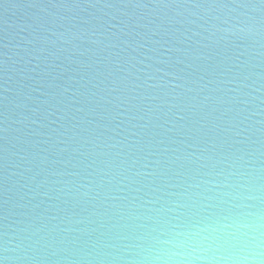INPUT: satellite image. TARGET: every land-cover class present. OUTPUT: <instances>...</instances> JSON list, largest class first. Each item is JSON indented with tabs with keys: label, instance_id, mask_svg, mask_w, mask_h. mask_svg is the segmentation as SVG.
Segmentation results:
<instances>
[{
	"label": "water",
	"instance_id": "water-1",
	"mask_svg": "<svg viewBox=\"0 0 264 264\" xmlns=\"http://www.w3.org/2000/svg\"><path fill=\"white\" fill-rule=\"evenodd\" d=\"M237 192L264 210V3L0 0L4 264H132Z\"/></svg>",
	"mask_w": 264,
	"mask_h": 264
},
{
	"label": "clouds",
	"instance_id": "clouds-1",
	"mask_svg": "<svg viewBox=\"0 0 264 264\" xmlns=\"http://www.w3.org/2000/svg\"><path fill=\"white\" fill-rule=\"evenodd\" d=\"M258 199L237 192L232 201L239 202L231 203L226 213L173 224L141 247L136 254L138 259L132 264H264V210H253V205L245 203ZM232 208L239 211H231ZM20 248V245L5 246L3 252ZM15 259L5 255L0 258V264Z\"/></svg>",
	"mask_w": 264,
	"mask_h": 264
},
{
	"label": "snow or ice",
	"instance_id": "snow-or-ice-1",
	"mask_svg": "<svg viewBox=\"0 0 264 264\" xmlns=\"http://www.w3.org/2000/svg\"><path fill=\"white\" fill-rule=\"evenodd\" d=\"M261 3H264V0H260Z\"/></svg>",
	"mask_w": 264,
	"mask_h": 264
}]
</instances>
